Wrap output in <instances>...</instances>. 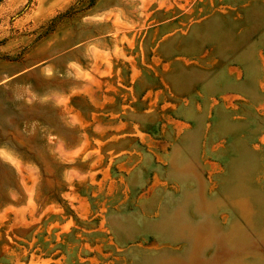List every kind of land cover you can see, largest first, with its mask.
I'll return each mask as SVG.
<instances>
[{
	"label": "rangeland",
	"instance_id": "obj_1",
	"mask_svg": "<svg viewBox=\"0 0 264 264\" xmlns=\"http://www.w3.org/2000/svg\"><path fill=\"white\" fill-rule=\"evenodd\" d=\"M0 264H264V0H0Z\"/></svg>",
	"mask_w": 264,
	"mask_h": 264
}]
</instances>
